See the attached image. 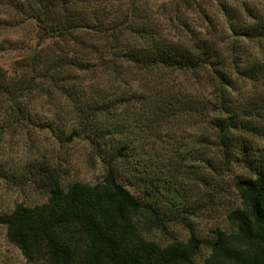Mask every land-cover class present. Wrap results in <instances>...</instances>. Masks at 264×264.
<instances>
[{
    "label": "rangeland",
    "instance_id": "374dc122",
    "mask_svg": "<svg viewBox=\"0 0 264 264\" xmlns=\"http://www.w3.org/2000/svg\"><path fill=\"white\" fill-rule=\"evenodd\" d=\"M20 1L0 0V219L18 205L30 208L47 201L45 171L56 173L64 189L102 182L104 165L93 145L83 135H67L78 125L79 100L108 101L111 110L98 115L100 128L114 132L111 141L136 147L142 163L162 166V176L174 177L181 199L193 204L186 224L175 223L166 233L142 231L143 237L165 247L194 235L201 242L196 256L200 263L209 256L217 231L235 237L233 212L245 206L235 181L249 173L236 164L216 165L214 171L204 168L200 159L217 150L202 140L212 134L206 109L197 115L189 107L190 102L204 107L214 99V70L208 65L184 71L143 66L124 53L152 40L189 50L214 48L224 60L219 69L234 80L231 89L222 88L225 100L261 103L264 81L238 76L235 69L264 63V36L239 32L264 25V0H103L98 7L121 25L118 36L81 30L66 44L43 38L35 20L14 9ZM38 56H48L51 62L68 56L80 63L54 72L52 81L43 77V63L46 70L49 65L33 59ZM160 108L167 111L164 116L157 114ZM254 118L264 124L263 111ZM246 138L264 156V135ZM0 264L46 261L28 262L0 222Z\"/></svg>",
    "mask_w": 264,
    "mask_h": 264
},
{
    "label": "trees",
    "instance_id": "16d2710c",
    "mask_svg": "<svg viewBox=\"0 0 264 264\" xmlns=\"http://www.w3.org/2000/svg\"><path fill=\"white\" fill-rule=\"evenodd\" d=\"M102 2L22 0L14 9L35 20L43 38L66 44L81 30L112 31L118 36L122 28L117 27L121 25L106 18L98 7ZM239 32L262 37L264 25L243 27ZM149 42L145 47L127 49L124 56L143 66L162 65L182 71L208 65L216 74L212 81L217 90L214 99L204 107H194L193 102L189 107L197 115L206 109L205 122L212 134L202 140L217 150L213 156L200 159L204 168L214 171L216 165L223 168L236 164L249 173L235 181L245 205L233 212L235 237L217 231L209 244L210 254L201 263L196 262L201 242L194 235L186 242L165 247L147 241L142 231L166 233L175 223L186 224L188 216L193 215V204L181 199L174 177L162 176V166L142 163L136 147L111 141L114 132L100 128L98 115L111 110L108 101L82 104L79 100L80 119L67 137L85 136L104 165L105 175L93 186L75 183L64 189L56 173L45 171L47 201L30 208L18 205L0 219L7 227L8 239L28 262L43 258L46 264H264V156L246 138L264 135V124L254 118L264 112V101L231 104L225 100L222 88L231 89L234 80L219 69L224 60L219 59L216 49L204 45L189 50L176 44ZM62 56L52 62L48 56L33 59H44L49 68L46 70L43 63V77L55 81L54 72L80 63ZM235 74L264 81V63L243 64L236 67ZM113 102L120 100L114 98ZM160 109L156 113L164 116L167 111Z\"/></svg>",
    "mask_w": 264,
    "mask_h": 264
}]
</instances>
